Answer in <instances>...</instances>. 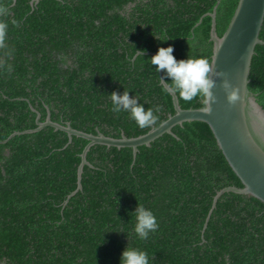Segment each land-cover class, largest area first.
I'll use <instances>...</instances> for the list:
<instances>
[{
    "label": "trees",
    "instance_id": "1",
    "mask_svg": "<svg viewBox=\"0 0 264 264\" xmlns=\"http://www.w3.org/2000/svg\"><path fill=\"white\" fill-rule=\"evenodd\" d=\"M30 2L0 0L10 8L0 18L9 24L7 49L0 48V263L120 264L130 246L146 251L149 264H264V204L226 192L214 205L218 191L242 183L206 123L174 127V136L140 146L135 159L130 148L91 147L92 167L84 166L82 189L69 199L88 141L69 142L52 127L23 134L48 111L55 123L117 139L158 127L175 111L152 54L171 46L178 61L210 62L209 14L216 8L221 37L238 0ZM249 81L264 109V44ZM124 91L154 110L153 125L140 128L128 112L111 111L110 94ZM176 95L183 109L204 107L205 96ZM141 204L159 225L146 240L133 234Z\"/></svg>",
    "mask_w": 264,
    "mask_h": 264
},
{
    "label": "water",
    "instance_id": "2",
    "mask_svg": "<svg viewBox=\"0 0 264 264\" xmlns=\"http://www.w3.org/2000/svg\"><path fill=\"white\" fill-rule=\"evenodd\" d=\"M39 1L31 0L30 5L34 6ZM15 2L16 0H13V3ZM209 16L212 19L210 41L213 43V49L210 63L213 67L210 79L213 81V86L210 89L211 96H205L203 108H181L176 93L168 91L163 84L167 82L161 70L159 77L162 83L160 84L171 96L175 114L169 115L167 120L158 127L138 137L127 138L122 134L117 139L100 132L96 135L87 134L73 129L70 123L61 125L53 122L49 111L45 121L41 122L39 113L32 109L37 113V127L23 134L52 127L65 132L69 142L73 136L88 141L80 155L77 187L68 199L82 189L81 177L84 166L92 167L86 159L91 147L102 145L117 149L130 148L135 159L140 146H150L164 134L174 136L172 132L174 127L182 126L187 122H203L211 129L219 149L242 183L240 188L230 186L218 191L214 197V205L226 192L251 196L264 204V109L258 103L257 96L248 88L255 48L257 45L264 44V41L260 39L264 23V0H238L229 25L221 37L216 31V8ZM19 134L21 133L15 132L8 139ZM0 264H6V262L3 261Z\"/></svg>",
    "mask_w": 264,
    "mask_h": 264
},
{
    "label": "clouds",
    "instance_id": "3",
    "mask_svg": "<svg viewBox=\"0 0 264 264\" xmlns=\"http://www.w3.org/2000/svg\"><path fill=\"white\" fill-rule=\"evenodd\" d=\"M10 15L8 5L0 6V18H7ZM15 23V21H13ZM9 24L6 19H0V48L7 49L6 36ZM169 39L164 38L163 41ZM173 47H161L156 54L150 58L152 66H155V72L164 71L169 82L163 83L166 89L172 93H176L186 101L196 99L198 96H211L210 89L213 86V81L210 79L213 65L203 57L193 58L188 57L183 60H177L173 55ZM10 55V50L6 53ZM137 56L143 57V51L137 53ZM161 82V81H160ZM162 83V82H161ZM112 104L111 111L119 113L121 111L128 112L130 118L140 127L144 128L153 125L157 116L154 110L145 109L138 102L137 97L129 96V92L124 91L123 94L117 95L115 92L110 94ZM159 111V109H155ZM135 223L133 234L141 240L148 239L150 233L155 232L159 225L156 216L149 208L142 204L137 205L135 210ZM120 264H149V256L146 251L136 247H126L120 257Z\"/></svg>",
    "mask_w": 264,
    "mask_h": 264
},
{
    "label": "flooded vegetation",
    "instance_id": "4",
    "mask_svg": "<svg viewBox=\"0 0 264 264\" xmlns=\"http://www.w3.org/2000/svg\"><path fill=\"white\" fill-rule=\"evenodd\" d=\"M1 56H0V63H1V61H2V59H3V55L2 54H0Z\"/></svg>",
    "mask_w": 264,
    "mask_h": 264
}]
</instances>
